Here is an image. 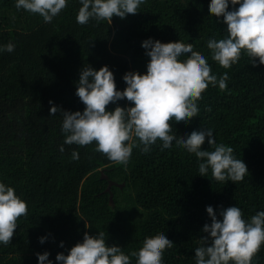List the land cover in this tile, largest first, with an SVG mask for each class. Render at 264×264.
Segmentation results:
<instances>
[{"label": "trees", "instance_id": "16d2710c", "mask_svg": "<svg viewBox=\"0 0 264 264\" xmlns=\"http://www.w3.org/2000/svg\"><path fill=\"white\" fill-rule=\"evenodd\" d=\"M210 3L146 0L137 13L114 16L111 24L90 20L81 25L76 22L78 0H69L50 23L18 10L15 0H0V45L15 44L13 52L0 53V180L28 206L11 243L0 244V264H38L36 254L44 251L57 264L56 254H67L85 232H103L108 245L126 254L164 233L173 241L164 251V264H195L194 249L207 236L203 225L211 222L206 206L218 218L220 209L229 206L241 208L245 219L264 210V65L254 66L244 53L228 69L211 59L207 40L227 33L222 18L219 23L209 16ZM149 37L191 45L208 57L218 77L228 73L224 90L209 85L202 93L198 116L169 125L179 138L212 129L216 142L231 146L245 162L249 173L242 181L218 182L211 171L200 176L195 155L175 145L162 152L157 142L149 153L141 151L142 145L134 147L125 166L96 151L95 143H64L62 113L51 116L49 101L60 110L82 111L76 82L87 64L96 69L107 65L123 90L126 72L146 71L149 57L141 43ZM117 103L130 105L126 99ZM201 147L213 150L207 138ZM73 151L79 159L72 158ZM101 171L114 182L110 191ZM41 236L47 237L43 244ZM253 264H264V245Z\"/></svg>", "mask_w": 264, "mask_h": 264}, {"label": "clouds", "instance_id": "9594fccd", "mask_svg": "<svg viewBox=\"0 0 264 264\" xmlns=\"http://www.w3.org/2000/svg\"><path fill=\"white\" fill-rule=\"evenodd\" d=\"M69 3V0H15V7L38 14L45 23L52 22ZM76 22L84 25L90 20L112 22L114 16L125 18L135 14L146 0H78ZM232 6L229 10V6ZM238 5V7H237ZM209 16L226 25V35L220 39L210 37L206 46L211 59L224 69L236 64L242 53L251 63L264 65V0H211ZM149 57L146 71H128L123 75V90L116 86L114 73L107 65L99 69L83 66L76 82L75 94L85 105L82 111L60 110L49 101L50 115L62 113L61 131L64 143L86 146L96 145V151L117 164L127 165L134 147L149 153L151 147L161 145L160 151H170L175 145L194 154L198 174L211 176L218 182L242 181L249 173L245 162L236 158L231 146L217 143L212 129L193 130L184 138L172 134L169 122L187 124L198 116L197 101L209 85L224 90L228 73L219 77L212 72L208 57L196 53L191 45L181 42H162L151 37L141 43ZM15 44L0 45V53L13 52ZM187 58L183 59L182 58ZM258 58V60H257ZM126 99L129 106L117 102ZM109 104L116 106L109 110ZM138 139L140 144L134 142ZM207 138L213 150H202ZM60 151H64L63 145ZM73 159H79L77 151ZM211 218L205 223L194 249L195 264H253V257L264 245V210L245 219L241 208H221L219 218L211 205L206 206ZM28 214L27 202L17 195L15 188L0 180V244L11 243L17 220ZM46 236L39 237L43 244ZM63 247V241L60 242ZM173 241L164 233L143 241L141 250L126 254L117 245H108L103 232L90 235L73 245L65 254L55 256L57 264H164V251ZM38 264H54L50 253H37Z\"/></svg>", "mask_w": 264, "mask_h": 264}, {"label": "water", "instance_id": "95a60500", "mask_svg": "<svg viewBox=\"0 0 264 264\" xmlns=\"http://www.w3.org/2000/svg\"><path fill=\"white\" fill-rule=\"evenodd\" d=\"M101 173H102V174H101L102 177L108 179L107 175H105L102 171H101ZM113 183H114V182H113L112 180L108 179V184H107V187H106V190H107V191H110V186H111ZM109 197H110V201H111V200H112V199H111V197H112L111 192H110V196H109Z\"/></svg>", "mask_w": 264, "mask_h": 264}]
</instances>
